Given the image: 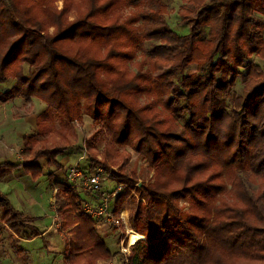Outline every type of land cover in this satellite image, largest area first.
Returning <instances> with one entry per match:
<instances>
[{
  "label": "trees",
  "instance_id": "obj_1",
  "mask_svg": "<svg viewBox=\"0 0 264 264\" xmlns=\"http://www.w3.org/2000/svg\"><path fill=\"white\" fill-rule=\"evenodd\" d=\"M56 1L0 0V83L15 80L0 104L37 97L47 106L22 138L28 161L16 166L33 178L42 158L60 167L83 112L97 125L85 153L125 186L113 210L127 201L128 222L146 239L129 264H264V68L251 60H264V0H181L184 35L166 22L161 0H61L60 9ZM121 147L153 169L152 182L135 186ZM62 188L67 200L56 211L72 237L64 258H113L81 192ZM0 207L15 235L43 234L33 226L40 217L1 191Z\"/></svg>",
  "mask_w": 264,
  "mask_h": 264
},
{
  "label": "rangeland",
  "instance_id": "obj_2",
  "mask_svg": "<svg viewBox=\"0 0 264 264\" xmlns=\"http://www.w3.org/2000/svg\"><path fill=\"white\" fill-rule=\"evenodd\" d=\"M161 2L166 5L165 19L170 28L178 35L187 34L189 26L182 23L179 15L183 2L181 0H161ZM55 6L60 9L62 1L57 0ZM72 17L73 14H70V18ZM260 18L261 22H264V17ZM258 27L262 28V25L260 24ZM52 31V27L49 28V33ZM149 46L150 44L145 42L144 47ZM251 60L264 68V60L257 57H252ZM130 69L135 70L133 63L130 64ZM194 71L195 66L188 68V72ZM241 72L244 73V70ZM14 82L15 80L9 79L0 83V92L9 89ZM242 84L243 78L240 75L232 90L238 94L241 93ZM46 107V104L37 97H32L28 101L16 97L0 104V163L6 162L9 169V171L0 174V191L9 199L15 209L40 217L38 221L33 223V226L43 231V234L31 239L15 235L1 223L2 209L0 207V264H79L76 262L69 263L64 258V253L68 250L66 244L68 241L72 242V237L70 232L62 229V221L56 210L61 203H65L67 200L62 185H67L68 169L75 163L83 171L95 169L89 156L85 153V143L94 137L97 125L82 112V122L76 123V119L72 121L75 122V130L79 137L77 145L67 148L63 154L57 156L60 167L47 164L44 158L40 159L43 172L40 176L33 178L24 172L22 166L16 165L28 161L29 154L23 148L22 138L24 135L36 132L35 118ZM105 138L106 135L99 137L97 144L99 150H101ZM120 150H125L129 154L126 167L138 177L135 186H139L141 182L153 181L154 171L148 167L144 159L128 147H121ZM97 158L100 159L99 154H97ZM100 168L105 171L108 177V181L103 186V191H114L116 186L114 178L109 171L103 167ZM112 169L113 172H118V166H113ZM55 188H58L57 193H54ZM81 193L80 196L85 204H95L99 200L97 193ZM130 196L136 197L133 190L130 192ZM139 201L145 206L147 205L146 200L139 198ZM180 205L184 211L187 210L186 201H180ZM82 210H84L83 206ZM119 210H122L126 215V225L123 224V226L116 228L104 219H97L96 223L98 235L105 241L114 258L118 256L122 237L125 238V244L130 242V251L140 242L146 240L143 234L132 230L133 228L128 222L127 201ZM182 219H184V215H182ZM125 228L129 229V233L135 235L134 239H131L130 234H127L126 237L122 235L126 233L124 232ZM28 233L32 235L34 232ZM110 259L112 258L100 259L93 264L103 263Z\"/></svg>",
  "mask_w": 264,
  "mask_h": 264
},
{
  "label": "built area",
  "instance_id": "obj_3",
  "mask_svg": "<svg viewBox=\"0 0 264 264\" xmlns=\"http://www.w3.org/2000/svg\"><path fill=\"white\" fill-rule=\"evenodd\" d=\"M107 181L108 177L105 171L100 167L90 171H83L80 170L77 163H75L68 169L67 185L71 186L74 191L99 194L98 202L96 204H85L84 211L94 219H104L111 225L119 228L121 225L123 226V224L126 225V215L122 210L117 213L114 212L112 202L116 192L124 189L125 186L117 184L114 191L105 192L103 191V186ZM57 191L58 188H55L54 193H57ZM124 232L126 233L122 235L126 237V235L129 234V229L125 228ZM130 247V242L125 244V238L122 237L118 256L98 264H129Z\"/></svg>",
  "mask_w": 264,
  "mask_h": 264
},
{
  "label": "bare ground",
  "instance_id": "obj_4",
  "mask_svg": "<svg viewBox=\"0 0 264 264\" xmlns=\"http://www.w3.org/2000/svg\"><path fill=\"white\" fill-rule=\"evenodd\" d=\"M129 233V232H128ZM130 236H131V239H134L135 238V235L133 233H129Z\"/></svg>",
  "mask_w": 264,
  "mask_h": 264
},
{
  "label": "crops",
  "instance_id": "obj_5",
  "mask_svg": "<svg viewBox=\"0 0 264 264\" xmlns=\"http://www.w3.org/2000/svg\"><path fill=\"white\" fill-rule=\"evenodd\" d=\"M82 193H80V195H81Z\"/></svg>",
  "mask_w": 264,
  "mask_h": 264
}]
</instances>
